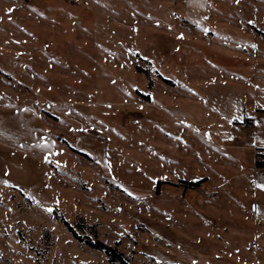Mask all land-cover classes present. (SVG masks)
<instances>
[{
	"label": "rangeland",
	"instance_id": "rangeland-1",
	"mask_svg": "<svg viewBox=\"0 0 264 264\" xmlns=\"http://www.w3.org/2000/svg\"><path fill=\"white\" fill-rule=\"evenodd\" d=\"M4 60L16 71L0 69V101L39 111L57 148L50 193L0 186V264H118L57 215L129 264H182L202 241L264 264L263 222L202 210L221 193L214 178L243 171L206 142L223 127L207 83L238 82L264 106V0H0Z\"/></svg>",
	"mask_w": 264,
	"mask_h": 264
},
{
	"label": "crops",
	"instance_id": "crops-1",
	"mask_svg": "<svg viewBox=\"0 0 264 264\" xmlns=\"http://www.w3.org/2000/svg\"><path fill=\"white\" fill-rule=\"evenodd\" d=\"M221 48L233 53L227 46ZM3 62L7 63L6 67L0 65V69L5 73L11 75L16 71L13 62ZM207 84L209 93L206 92L204 101L209 107L206 109L223 127L208 132L206 142L217 151L221 159L217 164H232L231 168L239 165L243 171L239 175L214 178L207 190L217 185L221 193L215 201L210 199L213 204L210 209H202L203 215L226 217L239 212L243 217L264 223V168L256 167L257 154L264 152V106L258 99L248 101L244 86L238 82L215 80ZM5 94L9 95L10 91ZM7 99L0 101V186L28 198L34 196L37 188L50 193L47 175L57 148L55 134L39 111L24 102ZM246 117L253 118L251 126L241 125ZM10 169H17L18 176L11 177ZM207 181L202 184H210ZM202 242V246V243L191 245L192 252L188 253V259H182V264H234L212 253V246Z\"/></svg>",
	"mask_w": 264,
	"mask_h": 264
},
{
	"label": "trees",
	"instance_id": "trees-1",
	"mask_svg": "<svg viewBox=\"0 0 264 264\" xmlns=\"http://www.w3.org/2000/svg\"><path fill=\"white\" fill-rule=\"evenodd\" d=\"M168 83H171L170 81ZM253 124V118L252 117H246L244 121L241 123L243 126H251ZM80 153L82 156L86 157L89 160H92L87 154L80 152L78 150H74ZM256 167L257 168H264V152H260L256 156ZM204 182L202 181H196V182H188V181H182V184L185 186L186 189H196L199 188L200 185ZM58 220H60L66 227L67 230L72 234V236L79 242L85 243L88 247L91 249L97 250L99 252L104 253L111 263H118V264H129V260L125 257L124 253L121 252L117 246H110L106 243L102 242L97 238L95 235L94 239H87L85 240L83 236H81L78 231L77 227L84 230L85 225L80 221L78 225L75 227L71 225L67 220H65L62 216L57 215L56 216Z\"/></svg>",
	"mask_w": 264,
	"mask_h": 264
}]
</instances>
